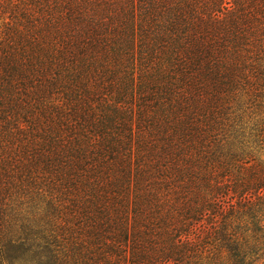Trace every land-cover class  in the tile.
I'll list each match as a JSON object with an SVG mask.
<instances>
[{
	"label": "trees",
	"instance_id": "16d2710c",
	"mask_svg": "<svg viewBox=\"0 0 264 264\" xmlns=\"http://www.w3.org/2000/svg\"><path fill=\"white\" fill-rule=\"evenodd\" d=\"M0 264H264V0H0Z\"/></svg>",
	"mask_w": 264,
	"mask_h": 264
}]
</instances>
